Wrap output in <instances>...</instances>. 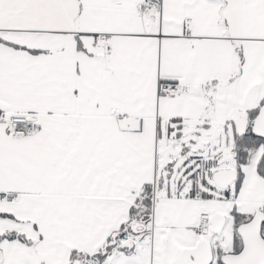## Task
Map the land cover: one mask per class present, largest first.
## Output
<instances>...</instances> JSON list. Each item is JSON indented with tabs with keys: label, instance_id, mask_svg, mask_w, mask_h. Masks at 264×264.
<instances>
[{
	"label": "snow or ice",
	"instance_id": "6c2138e0",
	"mask_svg": "<svg viewBox=\"0 0 264 264\" xmlns=\"http://www.w3.org/2000/svg\"><path fill=\"white\" fill-rule=\"evenodd\" d=\"M0 264H264V0H0Z\"/></svg>",
	"mask_w": 264,
	"mask_h": 264
}]
</instances>
